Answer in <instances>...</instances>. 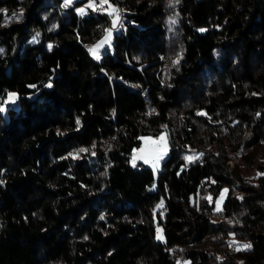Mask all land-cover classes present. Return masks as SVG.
I'll return each instance as SVG.
<instances>
[{
  "label": "trees",
  "instance_id": "16d2710c",
  "mask_svg": "<svg viewBox=\"0 0 264 264\" xmlns=\"http://www.w3.org/2000/svg\"><path fill=\"white\" fill-rule=\"evenodd\" d=\"M108 4L122 27L95 59L106 11L0 0V103L17 95L0 112V264H264V0ZM160 130L153 176L130 155Z\"/></svg>",
  "mask_w": 264,
  "mask_h": 264
},
{
  "label": "snow or ice",
  "instance_id": "6c2138e0",
  "mask_svg": "<svg viewBox=\"0 0 264 264\" xmlns=\"http://www.w3.org/2000/svg\"><path fill=\"white\" fill-rule=\"evenodd\" d=\"M72 3V0H65V6H68L69 4ZM179 0H170V6L173 4H178ZM105 4H108V0H100V4H99V8H103V6ZM86 7L88 8H92L93 10H97V5L94 4L93 0H89L88 5H86ZM108 8L110 9L109 14L114 16V19L112 21V27L116 28L118 22H119V10L116 9L115 7H113L112 5L108 4ZM4 10L0 9V12H2ZM77 11L83 15L85 12L84 8H80L77 9ZM14 16H16L17 21H19L20 18H22L23 12L21 10V12L19 13V15L17 16L16 14H13ZM172 23H175V19L171 20ZM107 31V36L105 37V40L101 42V44L107 43L110 39H111V31L110 30H106ZM200 31H204V29H201ZM101 45L98 44L96 46H94L93 48H90L89 51L92 52V54L95 56V58L99 59V56L97 55V50ZM49 49L51 50V45H49ZM0 52H2V50H0ZM179 63V58H177L176 60L173 61V64H178ZM51 84H48L47 87H51ZM30 87H35L30 86ZM17 99V95L15 93H11L9 92L7 94V98L0 103V112H4L6 110L5 105H11V104H15ZM203 113H198V115H202ZM80 124L79 119H77V125ZM58 134H62V133H58ZM93 147H95V145H93ZM90 151L89 149L86 148H80L78 150V153L76 154H72L70 153L69 155H72L73 158H77L79 153H84V152H88ZM167 153V142H166V138L165 136L161 135L160 137L157 138L156 141H147L146 142V146L144 149L140 150V154L138 155H134L133 159H132V165L133 167H136V160H143L144 163L148 164L151 163L153 170L155 172V170L159 167V161L163 159L164 155H166ZM94 154V153H93ZM202 155V154H201ZM194 158L192 157H185V160L188 162H191ZM195 159H198V157H196ZM106 175V173H105ZM258 175H264V174H260L258 173ZM0 183H2V181H0ZM225 192L227 190H224ZM224 193H221V199L223 198ZM206 199H209V201L211 202V197H206ZM220 200L216 201L217 207H216V211L219 212L222 209L220 208ZM101 219H104L103 216H101ZM85 239H87V237H85ZM157 239L158 240H163V236L161 234V230L157 229ZM238 242H236L234 239L233 241H231L230 246L232 244H237ZM252 246L251 244H242L239 245L236 250L237 251H241V250H248L250 249ZM219 259V258H218ZM179 264V262H178Z\"/></svg>",
  "mask_w": 264,
  "mask_h": 264
},
{
  "label": "rangeland",
  "instance_id": "374dc122",
  "mask_svg": "<svg viewBox=\"0 0 264 264\" xmlns=\"http://www.w3.org/2000/svg\"><path fill=\"white\" fill-rule=\"evenodd\" d=\"M76 1H77V0H72V3H71V4H69L68 6H65V0H61V4H62L63 7H65V8L74 5V10H75V12L79 13V12L77 11V9L85 8L84 6L88 5V3H89V0H82L81 3H79V4H76V3H75ZM97 2H98V4H97L96 2H94V4H96L97 6H99L100 1H97ZM74 3H75V4H74ZM84 4H85V5H84ZM83 5H84V6H83ZM113 7H115V5H114ZM101 10H102V12H99V11H94V12H95V13H98V14H103V12L106 11V13L108 14V16H106V18H105V22H106L105 30H107V29L110 30V31H111V36H112V34L118 30L117 28H113V27H112V21H113V19H114V16L109 14L110 9L108 8V6H106V7L103 6V8H102ZM118 10H119V9H118ZM119 13H121V12H119ZM106 36H107V31H106V32H105V33H104V34H103V35H102L97 41H95L93 44H91V45L89 46L88 51H89L90 48H93L94 46L100 44L101 46H100V47L98 48V50H97V55L100 57V54H101V52H102L103 50H105L106 48L110 49V47H111V43H110V42H111V39H110L107 43L101 44V42L105 40V37H106ZM89 54H90L93 58H95V56L92 54V52L89 51ZM95 59H97V58H95ZM9 92H11V93H15V92L12 91V90H7V91L5 92V95H4V97H3L2 102L7 98V94H8ZM2 102H1V103H2ZM9 106H11V107H13V108H16V106H17V102H15V104L5 105V108L7 109V107H9ZM1 113H2V115H5V114H6V110H5L4 112H1ZM161 135L165 136V138H166V142H167V151H168V141H167V137H166V134H165V131H164V130H160V131H159L157 134H155V135H150V134H148V135H142V136H140V144H139L137 147H134V148L132 149V151H131V155H130V156H131V160H130V163L132 164L133 156H134V155H138V154H140V150H142V149L145 148V146H146V142H147V141H156L157 138L160 137ZM166 154H167V153H166ZM197 154H198L197 151H195V150H193V149H188L187 151L184 152V159H185V157H192V158H194L195 156H197ZM165 156H166V155H164V157H165ZM164 157H163V158H164ZM160 161H161V160H160ZM160 161H159V166H160ZM185 162H188V161L185 160ZM135 163H136V167H141L142 165L148 166V167L151 169L153 176L156 175V172H157V170L159 169V167H158V168L155 170V172H154L153 167H152V164H151V163L146 164V163L143 162V160H136ZM132 166H133V165H132ZM151 188H152V187H151ZM224 190H226V189H225V186H223V187L220 189L219 193L216 195V197H215L214 199H212L214 209H216V207H217L216 201H217V200L222 201L223 198L221 199V193L223 192L224 195H225V191H224ZM224 195H223V197H224ZM207 197H210V195H207ZM220 204H221V202H220ZM219 206H220V205H219ZM157 229H159V228L156 227V231H155V238H156V239H157ZM231 241H233V238H227V242H228L227 247H228V249H229L230 251H231L232 245L234 246V249L237 247V244H232V245L230 246Z\"/></svg>",
  "mask_w": 264,
  "mask_h": 264
},
{
  "label": "built area",
  "instance_id": "2783aa9c",
  "mask_svg": "<svg viewBox=\"0 0 264 264\" xmlns=\"http://www.w3.org/2000/svg\"><path fill=\"white\" fill-rule=\"evenodd\" d=\"M97 4H98V2L97 1H95ZM89 10L90 11H99V12H102V10H101V8H99V6H97V10H93L92 8H89ZM123 17L120 15V13H119V22H118V24H117V26L116 27H121V19H122ZM231 250H234V246L232 245V248H231Z\"/></svg>",
  "mask_w": 264,
  "mask_h": 264
},
{
  "label": "bare ground",
  "instance_id": "6f19581e",
  "mask_svg": "<svg viewBox=\"0 0 264 264\" xmlns=\"http://www.w3.org/2000/svg\"><path fill=\"white\" fill-rule=\"evenodd\" d=\"M120 15L123 17V13H120ZM122 20H123V18L121 19V27H122ZM231 251H233V250H231Z\"/></svg>",
  "mask_w": 264,
  "mask_h": 264
}]
</instances>
